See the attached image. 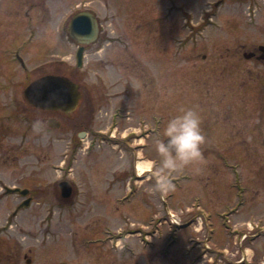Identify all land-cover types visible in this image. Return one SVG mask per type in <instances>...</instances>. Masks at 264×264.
<instances>
[{"label": "rangeland", "instance_id": "1", "mask_svg": "<svg viewBox=\"0 0 264 264\" xmlns=\"http://www.w3.org/2000/svg\"><path fill=\"white\" fill-rule=\"evenodd\" d=\"M84 10L96 14L104 41L86 50L78 66L69 22ZM255 44H264V0L0 4V52L8 58L0 77L10 75L15 67L9 59L18 52L27 68L18 63V101L39 127L34 130L36 123L23 114L18 125H11L18 130L6 144L18 146L17 167L9 160L5 166L0 150V176L9 185L29 187L33 196L28 207L16 210L23 197L7 194L0 181V264H264V147L261 161L241 169L249 189L240 206L230 186L231 170L218 157L217 150L226 149L219 137L212 144L206 139L204 163L174 176L175 190L165 195L170 211L154 191L151 175L159 162L154 141L163 138L167 121L181 108L197 107V86L214 82L207 98L217 111L228 72L231 106L237 103L232 93L246 72L240 70L243 57L234 53ZM249 67L253 64L247 61L241 68ZM52 70L65 71L82 90L77 107L66 115L54 114L58 130L47 124L51 112L32 108L23 94L27 84ZM12 95L8 89L0 100L10 107ZM207 98L199 94V104ZM162 114L164 126L149 133L153 117ZM81 132L86 134L79 138ZM64 180L72 182L67 199L58 191ZM227 210L225 226L222 214ZM209 238L213 251L204 244Z\"/></svg>", "mask_w": 264, "mask_h": 264}, {"label": "flooded vegetation", "instance_id": "2", "mask_svg": "<svg viewBox=\"0 0 264 264\" xmlns=\"http://www.w3.org/2000/svg\"><path fill=\"white\" fill-rule=\"evenodd\" d=\"M244 1H250L252 3L254 0H244ZM3 2L5 3V0H0L1 5L3 4ZM219 3L220 2H217L216 5H219ZM16 6L18 8V0H16ZM101 32L102 29L100 27V34L96 42L101 43L104 41L103 39L104 37L101 36ZM94 44L95 42L86 44L85 52L86 50L90 49ZM237 50H238L237 53H234L235 56L239 58L241 56L243 57L241 59L238 58L240 61L239 63L240 70L242 72H246L244 74V77L246 79H243L239 89L232 93L233 94L232 99L237 103L231 106L232 103H231V98L229 96L231 82L229 78V73L227 72L225 75L226 80L222 79V81L224 80L223 81L224 85L220 86L223 89L222 92L223 95L221 96L220 106H219L220 109L216 111L214 110L213 106H210V103H208L210 99L209 97L207 98V96L209 94L210 95L212 94V90L209 89V87H214V85H210V83H214V82L205 81L204 83L206 84L203 85V88H205V90L200 86H197L196 89L193 90V101L195 100V103L197 105V107L193 106V110L198 112V114L202 118L201 127L205 133L208 142H211L212 144V141H215L217 137L223 140L226 149L217 150L218 157L221 158L222 162L226 165V168L231 170L230 172L232 173V180L230 181V186L233 189H235V196L237 198L236 200L238 199L241 200L242 198H244L245 193L249 189L248 183L246 182L245 176L241 169H243L248 165H254L255 163L253 164V160L257 163L263 159L262 148L264 147V138H263L264 44L251 45L249 48H245V46H240ZM207 56H208L207 53L201 54L202 58H207ZM198 58L200 60V57ZM7 59L8 58L6 57V54L0 52V73L2 68L5 67V63ZM9 61L12 63L11 65H14L15 68L9 71L10 74L9 76H6L5 78L0 77V93L5 94L8 91V89H11L13 93L12 95L13 98L12 99L10 98L9 103L7 102L8 104H11L10 107H7V104L0 100V150L1 149L4 150L2 151V155L5 156V161L3 160L4 161L3 164L5 166H9L10 164L12 167H17L18 154H16L15 150L18 149V146L12 144L7 148V144H6V140L8 138H11L13 135L12 133H16L17 132L16 130H18V128H15V130L12 129L11 125L14 124L18 125L19 124L18 115H22V114H23L22 116L26 118L27 122H29L30 124H32L33 122V124L36 123L37 125V119L35 118L32 121V119L29 117V114L31 113L29 112L26 105L22 101H18V63L24 68V70H26L27 69L26 62L23 60L20 54H18V52L12 54ZM247 61L249 63H252L253 67L246 68L247 70L244 71V69L241 67L247 64ZM211 66H212V71H214L213 69L214 64H211ZM199 69L200 66L198 65V63H195L194 70L196 73V81H199L198 78L200 76ZM225 71L226 70H223V75H222L223 78ZM48 74L68 77L79 85L80 98L78 100L77 105L75 106L77 107L82 97V90L80 83H78L73 78H71V76L68 75L65 71L57 72L55 70H52ZM28 81L29 80L27 79L25 83L27 84ZM29 84H27V86ZM202 91H204L203 95H206V98L208 100L206 99L205 102L199 104L200 101L199 94L203 99V95L201 94ZM34 107L35 106L32 105V108ZM35 108L36 110L51 112L53 116H51L46 121L48 126L52 127V129L53 127H55L56 130H58V128L60 127L59 126L60 121L55 119L56 116L54 117V114L66 115L70 112L63 109L46 110V109H39L37 107ZM19 109L20 111L18 112ZM234 117H236V122L233 123L232 119ZM164 118L165 117L163 114L162 116H159V118L153 117V121H154L152 123L153 126H151L152 128L151 127L148 128V132L155 133L156 130L160 131L161 127L164 126V124L161 123L162 120L164 121ZM251 119H254V123L250 125V123L247 122L251 121ZM39 124L42 125L43 123L40 122ZM149 124L151 123L146 122L147 126H149ZM156 125H157V129H156ZM12 130H14L15 132H12ZM233 142L235 144L231 145V143ZM8 160H9V164L7 163ZM69 169L71 171V168ZM0 170L3 171V168H0ZM70 171L68 170V173H70ZM4 180L8 181V179L5 176H0V181H2L3 189L5 190L7 189V187L10 188L20 187L18 186V184L9 185ZM69 182L72 185V182L71 181ZM59 183L60 181L58 182V185ZM21 188L30 189L29 187L26 186L24 187L21 186ZM58 191L60 192V187ZM29 196L32 195L29 194ZM32 200H33V196L30 199V203ZM16 210H18V205L16 207Z\"/></svg>", "mask_w": 264, "mask_h": 264}, {"label": "clouds", "instance_id": "3", "mask_svg": "<svg viewBox=\"0 0 264 264\" xmlns=\"http://www.w3.org/2000/svg\"><path fill=\"white\" fill-rule=\"evenodd\" d=\"M179 111V115L167 121L163 138L154 141L159 162L151 175L155 180L154 191L161 196L175 190L174 176L190 165L204 163L202 146L206 136L201 127L202 118L193 109L181 108ZM34 130H39L38 125H34ZM194 171L199 174L201 169L196 167Z\"/></svg>", "mask_w": 264, "mask_h": 264}, {"label": "water", "instance_id": "4", "mask_svg": "<svg viewBox=\"0 0 264 264\" xmlns=\"http://www.w3.org/2000/svg\"><path fill=\"white\" fill-rule=\"evenodd\" d=\"M99 33L97 17L90 11H81L73 16L69 23V34L80 44L77 51L78 66H82L84 44L94 42ZM25 98L32 105L43 109H73L80 98L79 85L69 78L59 75H44L35 79L25 89ZM61 193L64 198L72 194L71 184L64 180L60 182ZM22 196L29 193L28 189H12ZM30 203V199L24 202ZM24 205V204H23ZM30 262V259L28 260Z\"/></svg>", "mask_w": 264, "mask_h": 264}, {"label": "bare ground", "instance_id": "5", "mask_svg": "<svg viewBox=\"0 0 264 264\" xmlns=\"http://www.w3.org/2000/svg\"><path fill=\"white\" fill-rule=\"evenodd\" d=\"M140 166V170L143 168L142 166H141V164L139 165ZM147 165H145V167H146ZM142 171V170H141Z\"/></svg>", "mask_w": 264, "mask_h": 264}]
</instances>
